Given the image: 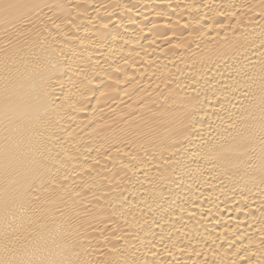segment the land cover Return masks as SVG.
Instances as JSON below:
<instances>
[{"label":"bare ground","instance_id":"obj_1","mask_svg":"<svg viewBox=\"0 0 264 264\" xmlns=\"http://www.w3.org/2000/svg\"><path fill=\"white\" fill-rule=\"evenodd\" d=\"M0 264H264V0H0Z\"/></svg>","mask_w":264,"mask_h":264}]
</instances>
